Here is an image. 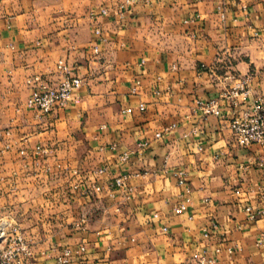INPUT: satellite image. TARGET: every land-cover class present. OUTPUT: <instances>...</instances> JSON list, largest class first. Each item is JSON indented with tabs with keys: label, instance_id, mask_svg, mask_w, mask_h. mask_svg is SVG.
Instances as JSON below:
<instances>
[{
	"label": "crops",
	"instance_id": "crops-1",
	"mask_svg": "<svg viewBox=\"0 0 264 264\" xmlns=\"http://www.w3.org/2000/svg\"><path fill=\"white\" fill-rule=\"evenodd\" d=\"M120 1L0 0V132L8 134L0 141V226L16 227L31 246L28 264H51L64 247L77 253L73 264H194L225 245L235 252L215 264H264V217L245 213L264 208V149L233 144L228 100L219 117L194 105L245 79L250 93L238 107L255 96L264 102V0L140 1L118 20ZM60 59L82 81L79 102L36 117L25 106V78L56 82ZM97 168L105 169L102 193L85 199L75 174ZM179 171L184 186L173 178ZM135 173L126 189L112 187ZM185 198L187 211L174 214ZM81 219L85 226L75 227Z\"/></svg>",
	"mask_w": 264,
	"mask_h": 264
},
{
	"label": "built area",
	"instance_id": "built-area-1",
	"mask_svg": "<svg viewBox=\"0 0 264 264\" xmlns=\"http://www.w3.org/2000/svg\"><path fill=\"white\" fill-rule=\"evenodd\" d=\"M143 2L146 5L151 3V0H121L113 15L118 20H123L127 12L131 11L132 8L138 3ZM259 1V0H254ZM224 5L221 4L217 7L218 13L222 15ZM100 16L106 17L109 15V10L101 9L99 12ZM98 41H104L101 38V30L96 27L93 31ZM93 54L99 53L98 47L94 46L92 49ZM55 73L58 76L56 82H49L44 76L40 74H33L25 78V86L30 90L29 96L26 99L25 106L29 110L36 112V117L42 115H49L56 110L66 109L70 105L78 104L79 99L75 95V92L81 87V79L73 76L72 68L67 64L65 60H58L55 65ZM137 87L139 82L136 83ZM248 79L241 81L236 85L235 88L230 91H224L220 93L218 98H214L208 101L196 100L194 102L195 108L198 109L204 116L219 117L220 115V100H228L230 106L234 109L230 120L229 130L232 135L233 144L240 148H247L252 145H257L264 149V102L259 96H255L249 107L245 109L239 108L238 97H242L243 100L248 98L250 90L247 87ZM135 89L133 90V92ZM155 95L159 92L155 91ZM138 110H144V104H138ZM131 108H127L123 111L124 114H130ZM7 132H0V141L7 136ZM155 138L160 137V133H156ZM147 143L139 144L138 147L142 151L147 147ZM23 154V152H20ZM35 154H45L46 149L36 146L34 149ZM143 152L140 153V158ZM1 156V151H0ZM128 153H123L119 156L120 162L128 160ZM139 158V159H140ZM105 172L104 168H97L92 173L83 177L76 173L78 177V183L73 186L74 189H78L79 186L83 185L80 190V195L85 199H96L101 195L103 187L100 184L101 177ZM140 173L135 174H123L112 180V187L117 189H126V183L131 177H138ZM173 178L177 186H184L185 184V173L174 172ZM186 193L188 190L186 189ZM113 197V195L111 194ZM261 201L264 202V194L261 195ZM191 205L190 198H185L179 203L173 212L176 215H181L187 211V208ZM120 210V205L116 207V211ZM245 213L247 214L248 221H254L258 218L264 217V208L253 209L252 207H246ZM157 216H154L156 218ZM85 226V220L81 219L79 224L75 227L83 228ZM5 226H0V240L4 242V246L0 249V264H28L34 257L31 246L18 232L16 227H12L9 232L5 230ZM211 228L214 230L218 229L216 222L211 223ZM162 233H167V227H161ZM209 234L205 231L203 234L204 238H208ZM131 242L134 240L131 239ZM261 242L264 246V236L261 238ZM236 248L232 246H219L214 249V255L207 257L206 254H197L193 257L194 264H215L216 256L220 253L225 252L228 256H231L235 252ZM84 248L81 247L78 250V254H82ZM77 253L73 252L70 248L64 247L58 250L51 264H73V258ZM77 256V255H76ZM78 264H89V262L80 260Z\"/></svg>",
	"mask_w": 264,
	"mask_h": 264
},
{
	"label": "rangeland",
	"instance_id": "rangeland-1",
	"mask_svg": "<svg viewBox=\"0 0 264 264\" xmlns=\"http://www.w3.org/2000/svg\"><path fill=\"white\" fill-rule=\"evenodd\" d=\"M56 28H60V30H65L67 27H66V24L64 23L62 26L61 25H58ZM2 241L0 240V243Z\"/></svg>",
	"mask_w": 264,
	"mask_h": 264
}]
</instances>
